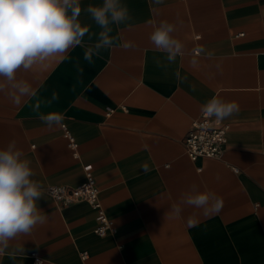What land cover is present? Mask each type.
I'll use <instances>...</instances> for the list:
<instances>
[{"label":"crops","instance_id":"1","mask_svg":"<svg viewBox=\"0 0 264 264\" xmlns=\"http://www.w3.org/2000/svg\"><path fill=\"white\" fill-rule=\"evenodd\" d=\"M102 2L80 0L79 22L89 28L81 46L17 71L35 96L17 106L0 93V148L16 141L47 217L10 241L0 264H36L34 256L43 264H264V0H121L130 20L110 35L133 47L102 49L90 63L84 53L101 29L83 9ZM162 20L184 44L172 63L149 39ZM213 96L239 110L223 120L221 157L191 160L183 138ZM49 112L63 115L77 157L62 126L40 120ZM84 164L114 232L93 231L87 202L58 206L47 193L81 183ZM192 184L219 196L220 212L208 218L184 206L180 218H165ZM194 212L198 226L189 227Z\"/></svg>","mask_w":264,"mask_h":264},{"label":"clouds","instance_id":"2","mask_svg":"<svg viewBox=\"0 0 264 264\" xmlns=\"http://www.w3.org/2000/svg\"><path fill=\"white\" fill-rule=\"evenodd\" d=\"M163 4L164 0H153ZM87 14L101 29L97 42L84 53V59L92 62L93 55L102 49L133 47L131 42L119 43L110 34L112 25L124 24L130 20L127 8L121 0H103L100 5H88ZM82 12L80 0H0V93L8 97L14 105H20L25 97L35 96L32 85L25 79L17 78V71L26 72L34 65L44 64L49 58L63 57L70 49L81 46L89 28L79 22ZM174 23L162 20L153 26L150 42L157 51L165 52L169 63L182 55L184 44L173 33ZM201 47L200 51H203ZM158 66H162L156 61ZM195 63V61H193ZM176 78L183 83L187 77ZM58 97L53 94L52 100ZM51 103V101L49 102ZM39 108V105H36ZM239 106L232 101L213 96L201 106L206 118L217 122L238 112ZM40 120L48 127L62 126L63 115L49 112L40 115ZM23 152L12 140L6 148H0V254L9 247V242L20 235H28L38 224H44L47 217L37 209V201L42 197L41 186L32 180L30 162L23 158ZM147 171V166H145ZM222 199L211 191H202L192 184L181 194L177 204L166 213L168 219L180 218L184 206L199 210L204 217L218 214ZM188 226H198L194 212L188 218ZM23 251L17 249L16 252ZM16 252L10 253L15 256ZM36 264H43L39 259Z\"/></svg>","mask_w":264,"mask_h":264},{"label":"built area","instance_id":"3","mask_svg":"<svg viewBox=\"0 0 264 264\" xmlns=\"http://www.w3.org/2000/svg\"><path fill=\"white\" fill-rule=\"evenodd\" d=\"M111 110L108 109L107 112ZM228 124L225 122H217L215 118H206L201 114L194 118L183 138L184 153L191 159L197 157L220 158L224 150L226 142V130ZM63 137L66 138L67 144L72 151V155L77 157V142L62 124ZM84 180L77 185L67 184H51L47 186V193L58 206H65L74 202L85 201L95 210L96 226L93 231L98 235H104L107 232H114L115 227L111 219H109L104 208L98 198V188L95 185V176L92 172L91 164L83 165ZM85 257L84 252L81 253ZM40 260L38 256H34V263Z\"/></svg>","mask_w":264,"mask_h":264}]
</instances>
